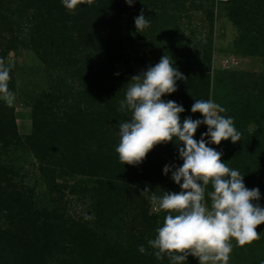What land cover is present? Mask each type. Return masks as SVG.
<instances>
[{"label":"trees","instance_id":"16d2710c","mask_svg":"<svg viewBox=\"0 0 264 264\" xmlns=\"http://www.w3.org/2000/svg\"><path fill=\"white\" fill-rule=\"evenodd\" d=\"M190 1L193 11L200 10L199 3L210 2ZM231 3L228 19L240 28L251 27L250 31H256L258 39L264 37V23L252 17L257 14L247 9L237 10V4ZM159 8V0H133L131 6L125 0H94L91 6L80 5L72 13L63 7L62 0H0V58L5 61L11 52L22 46L35 50L47 65L48 50L53 48L50 55L53 67L60 71V79L36 97L32 129L27 136L17 133L12 107L0 100V264H36L42 259L48 262L59 249L60 264L167 262L165 258L154 260V250L144 238H155L156 229L163 224L162 213L156 214L145 233L135 227L122 232L129 209L123 185L136 180L134 185L141 193L148 185L158 195L161 188L158 183L165 179L160 172L165 166L169 167L164 157L171 158L169 154L177 145L174 141L156 146L146 156L152 158L148 164L146 158L134 166L120 162L115 151L120 140L119 126L131 119V112L120 110L126 96L124 85H110L105 81L110 74V78L115 75L110 70L115 62L126 67L129 64L121 43H135L143 50L151 46L154 65L162 57L161 48L164 55L178 58L175 67L184 79L177 80V90L163 96L162 100L174 101L184 108L181 121L203 119L199 113L191 112L195 100H212L226 109L221 115L233 119L241 140L235 144L230 140L221 143L225 147L221 159L241 173L246 188L259 189L260 199L254 203L264 208V72L239 75L237 87L224 82L226 76L221 73L215 77V91H212L211 75L205 69L211 65L212 11L205 15L209 37L204 44H192L196 51L191 52L190 48L180 50L174 29L168 31L165 39L157 35L160 33ZM141 12L150 26L137 32L134 21ZM10 76L9 90L14 93L15 82L11 73ZM123 77L126 75H121V79ZM247 124L253 126L250 131L246 129ZM206 131L207 127L201 124L194 139L199 141ZM59 145L67 155L60 157L56 172L51 161L56 159L54 149ZM17 147L32 154L41 164L37 168L47 194L43 199H33L32 191L23 181L18 183L11 178L16 173L13 168L3 164L7 149ZM153 168L158 179L149 184L145 178L151 175ZM54 174L60 176V183L56 182ZM169 175L166 179L172 187L171 171ZM83 178L96 185L84 184ZM170 187L168 192H172ZM144 202L142 207L146 206ZM78 205L83 207L80 211L85 212L83 218V214L80 218L71 215L76 213L72 208ZM89 213L90 219H85ZM257 232L260 239L256 243H263L264 225H260ZM140 246L145 248L144 254L138 251Z\"/></svg>","mask_w":264,"mask_h":264},{"label":"clouds","instance_id":"9594fccd","mask_svg":"<svg viewBox=\"0 0 264 264\" xmlns=\"http://www.w3.org/2000/svg\"><path fill=\"white\" fill-rule=\"evenodd\" d=\"M125 2L131 6L133 0ZM93 3L94 0H62L63 7L72 13L80 5ZM134 23L137 32L150 26L143 12ZM11 68L0 58V100L8 107L16 99L9 90ZM183 79L166 55L131 78L120 103V110L131 112V119L120 124L115 151L122 164L134 166L142 163L156 146L175 141L182 166L174 170L165 166L163 173L172 172L171 179L180 191L157 195L145 188L141 193L149 199L153 212L164 214L162 226L148 245L157 260L167 257L171 264H186L189 256L199 264H229L233 242L244 247L260 239L257 228L264 225V208L254 203L260 199L259 189L246 188L241 173L222 161L221 152L208 146L241 140L233 119L221 115L226 109L212 100H195L191 112L199 113L203 119L181 121L184 108L174 101L162 100L174 93L177 80ZM201 124L207 131L197 141L194 135ZM138 251L144 254L146 250L140 246Z\"/></svg>","mask_w":264,"mask_h":264},{"label":"rangeland","instance_id":"374dc122","mask_svg":"<svg viewBox=\"0 0 264 264\" xmlns=\"http://www.w3.org/2000/svg\"><path fill=\"white\" fill-rule=\"evenodd\" d=\"M231 1L237 4V10L247 9L251 13L254 12L257 15H253L252 17L256 18L257 22L262 21V23H264V0H213L212 4L210 0L208 4L205 2L199 3L201 6L199 11H193L191 9L192 2L190 0H159L160 8L157 10V13H159L157 20L160 26V33L157 35L163 36L165 39L167 38L168 31L174 29V34L177 38L176 43L181 45V51H183V48H190L191 52H193L196 50L192 44L195 42H200L201 44L205 43L207 36L209 37V23L205 19V15L207 11H212L211 65L208 69L205 67L211 75L212 81L210 88L212 91H215L214 79L221 73H224V76H226L224 82L228 85L234 84L235 87H237L239 81L236 80V78L239 77V75L253 73L262 74L264 72V37L260 36L258 39L257 32L250 31L251 27L244 26L240 28L228 19V8L233 4ZM247 16L251 17L250 15ZM253 30H255L254 27ZM259 34H261V32H259ZM254 37H256V40ZM238 40L240 41L238 42ZM121 46L122 49L125 48V52L128 55L127 59L129 60V64L127 67L132 70L121 63L118 64L115 62L113 68L110 69L115 75L110 78V74L109 79L105 82L115 86H117V83L123 84L124 88L127 90V83L131 78L147 71L149 67L155 66L153 63L156 61L154 60L153 54L150 55V53L153 52L151 46L148 47V50H143L142 47H138L135 43L133 45L121 43ZM175 47L176 44L172 46V49L174 50ZM53 51V48L48 50V55L46 56L47 65L42 63L35 50L22 46L14 52H11L5 59L6 64L12 65L10 73L15 82L14 94L16 97L12 109L17 133L21 137L31 133L33 119L32 110L36 97H39L41 92L49 90L52 82L60 79V71L54 68V63L51 60L50 55ZM140 51L143 52L141 53ZM162 52H164L163 48H161V53H159V55L163 56L164 54ZM150 57L152 60H149ZM171 59L175 67L178 58L171 56ZM121 75H126V77L121 79ZM115 76H117L118 79H115ZM249 85H251V83H249ZM237 92L238 90L236 91L235 89L234 93ZM183 98H186V96L183 95ZM252 127L251 124H247L246 129L250 131ZM223 142L225 141L221 143ZM214 149L223 153L225 147L224 145H218ZM54 151L56 159H53L51 162L56 167V165L60 163V157L63 159L66 151L60 148V145L57 146ZM169 156L171 158L165 156L164 161L167 165L169 164L170 169L172 166L174 169L182 166L183 161L179 158L177 147L174 148V151H172ZM146 159V163L148 164L149 160L152 158ZM3 164L10 165L13 168V173L16 172L17 175L15 173L16 176L12 175L11 178H14V181L16 180L18 183L19 181H23L26 184L25 186L32 191L33 199H43L47 195L45 187L42 185L43 177L37 168V166L41 164L36 162L32 154L19 147L12 149L8 148L7 156L3 160ZM57 169L56 167L54 171ZM150 171L151 175L145 178L147 180L146 182L149 184H151L150 181H157L158 179V174H155L154 168ZM160 173L163 174L165 179H162L158 183L161 185L158 195H162L164 191L168 192V188L170 187L169 180L166 179L170 177L169 173L165 175L163 170ZM55 177L56 182H59L60 180L58 181V178H60V176L54 174V178ZM82 180L84 184H86V182L93 183V181L88 178H83ZM135 181L133 184L128 183L123 185L124 193H126L125 203H128L127 207L129 209L126 212L127 216L124 217L125 224L122 232H129V229L135 227L138 232L145 233V231L149 230L153 218L157 217V213L153 212L149 199L144 194H141V191L138 190V186L134 185L136 183ZM93 184L96 185L95 182ZM141 186L143 187L144 185L141 184ZM146 188L149 192H152L153 188L151 186L146 185ZM170 189H172L171 193L179 192V186L175 183ZM135 194H137V196ZM150 194L151 193H149V195ZM143 200L145 201V207H142ZM82 209L83 207L81 205H78L77 208H72L76 213H72L71 215L80 218L83 214V218L85 212L80 211ZM90 215L91 213L88 214V217H90ZM162 215L163 221L164 214L162 213ZM259 230L263 232L261 229ZM144 238L148 241L146 236H144ZM131 241L134 242V239ZM165 259L167 262L164 264H171L167 257H165ZM42 260H38L36 264H60V249L57 254L53 252V256L48 262H42ZM154 260L158 261L156 258H154ZM150 261H153V259H149V262ZM144 262L147 263L148 261L144 260ZM190 262L192 264H199L198 260L191 256L188 257L186 264ZM229 264H264V242L256 243L255 241L251 245H246L244 247H238L235 245V242H233V251L230 256Z\"/></svg>","mask_w":264,"mask_h":264}]
</instances>
